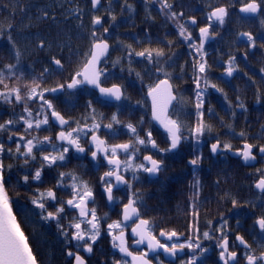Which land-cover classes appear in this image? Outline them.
<instances>
[{
	"label": "trees",
	"instance_id": "16d2710c",
	"mask_svg": "<svg viewBox=\"0 0 264 264\" xmlns=\"http://www.w3.org/2000/svg\"><path fill=\"white\" fill-rule=\"evenodd\" d=\"M245 2L247 0H169L173 5L172 11L184 13L182 18L174 20L166 15L167 10H160L158 0H111L110 3L109 0H103L97 11L92 9L90 0H0V70L3 71L5 83L9 88L18 87L23 96H26L34 80L40 83L41 88L67 85L72 76L82 68L87 58L86 53L92 45L91 33L96 30L112 47L109 58L103 62L102 82L137 84L127 88L126 94L134 104L130 113L139 135L145 128L151 127L153 138L159 140L160 144L165 137L151 120L146 98V85L152 86L160 77L165 76L171 79L179 96V102L171 117L181 125L184 137L195 138L191 130L198 122L196 93L200 91L205 101L201 109L203 121L210 126V130L206 129L200 137H237L258 144L259 128L255 108L252 110L249 104L247 109H238L239 104L253 98L250 92L245 91L242 85L244 81L239 75L246 73V59L257 58V55H251L250 49H246L244 43L247 39L240 37V33L250 32L256 43L264 42V7L255 14H245L240 12ZM126 4L132 6L131 11ZM222 6L227 8L228 15L222 25L217 21L211 22L210 37L204 42L202 50L206 72L200 73L198 67L199 62H202L201 54L192 45L199 47V29L210 23L207 19L209 13ZM109 13L116 17L115 21ZM94 16L102 18L103 27L97 25L93 28L91 21ZM192 17L197 21L194 25L190 22ZM179 24H184L191 32V40L186 41L179 35ZM104 28H108V33L103 32ZM41 41L43 48L39 46ZM145 49H158L163 55L153 62L135 55L131 58L128 56L129 51L140 52ZM246 50L250 52L248 56L244 54ZM16 52L20 54L18 61ZM53 57L61 61L62 67L52 62ZM231 57H235L233 72L236 76L223 78L221 76L227 74L226 69ZM130 59H145L147 62L127 61ZM253 63L256 64L255 61ZM7 64L16 65L11 73L5 68ZM149 66L151 70L148 71L145 67ZM45 69H48L47 73H44ZM41 73L44 75L41 76ZM137 73H143V78H138ZM198 77L199 89L196 86ZM233 83H236L238 88L232 86ZM213 84L216 88L211 87ZM4 91L6 89L0 85V92ZM45 99L50 100L56 111L70 120V125H76V121L80 124H92L94 108L96 123L101 124V127L113 123L114 127L111 118L115 105L101 100L97 92L88 87H77L73 90L65 87L56 94L46 92ZM89 101L92 102L91 108L88 107ZM25 103L33 112L30 119L43 118L42 114L37 116L42 103L39 98L25 99L17 104L13 96L11 104L0 98V123L8 119H18L21 115L29 118L23 111ZM124 112L121 115L125 118L127 114ZM54 127L50 119L49 125L40 129L33 127L25 132L26 125L20 121L9 126V132L0 133V142L5 144V148H12L14 152L19 139L14 135L8 142L9 134H23L27 139H43L45 136L49 137ZM108 131L113 137V130L105 129V135ZM242 132L243 137L240 135ZM19 142L21 145L24 143ZM34 154L36 155V149ZM0 159L5 165V187L13 213L28 238L38 264H70L64 250L66 238L58 229L57 222L40 220L39 208L31 202L39 195V189L44 191L48 187L36 184V180L31 179L36 170V160H30L25 165L24 157L8 152L0 156ZM9 164L12 165L10 170L7 168ZM25 175L29 176L28 183L23 180ZM57 194L60 196L58 191ZM62 224L66 227L64 221Z\"/></svg>",
	"mask_w": 264,
	"mask_h": 264
},
{
	"label": "snow or ice",
	"instance_id": "6c2138e0",
	"mask_svg": "<svg viewBox=\"0 0 264 264\" xmlns=\"http://www.w3.org/2000/svg\"><path fill=\"white\" fill-rule=\"evenodd\" d=\"M111 0H109V3ZM160 4V10L166 11V15L171 19L182 18L184 13H177L172 11L173 5L169 3V0H158ZM101 5V0H91L92 9H98ZM126 7L131 11L132 6L126 4ZM264 7V0H247L240 8V12L255 14ZM46 16L47 13H44ZM109 15H111L109 13ZM228 15V10L226 7L214 8L208 15L207 19L210 22L207 26L201 27L199 29L200 34V44L196 47L195 44L192 45L198 53L201 54V61L199 62L198 71L200 73L206 72V61H203V46L204 42L210 37V28L212 27V21H217L219 24H223L225 17ZM111 19L115 21L116 17L111 15ZM93 28L97 25L103 27L102 18L100 16H94L92 18ZM191 24H196L197 21L194 17L190 18ZM11 27V25H9ZM179 35L183 37L186 41L192 39L191 32L188 31L184 24H179ZM108 28H104L103 32L108 33ZM92 45L88 53H86V59L83 62L82 68L78 70L71 78V81L64 84H58L54 88H41L38 81H33V85L29 87L26 96L21 95L20 89L18 87L9 88V85L5 83V75L2 70H0V85H3L6 91L0 92V98L3 99L5 103L11 104L12 98L14 96L15 102L20 104L22 101L33 100L39 98L42 103L39 108L40 111L37 112V116L43 115L42 119H30L33 116L32 109L24 104L23 111L27 113V117L21 115L18 119H8L0 123V133L9 132V126L16 125L20 121L26 125L25 132L29 129L35 127L40 129L42 126L49 125L50 117L57 121L62 130L57 134L56 140L61 141L59 146L52 142L51 138L48 136L39 139L38 137H32L27 139L25 135L19 134V141H24L23 145L18 141L16 143L15 151L12 148H5V144L0 142V156L5 152L11 155H17L24 157V164L27 165L30 160L35 161L37 159L34 154V149L38 146L46 151V146L51 145L55 154H45L41 156V166L37 168L34 174L31 176L32 180L40 181L42 176V171L44 167L51 168L58 162H63L66 159V154L69 153L70 149H75L78 153H84L86 149L81 144V134L83 133L87 136L91 134V139L88 141L94 150H91L92 160H97L98 156H103L104 160L107 162L108 170L104 172L103 176L100 177L101 184L104 186V193L107 196L109 203L114 202L113 189L121 185H126L131 188L129 180L125 178V173L131 171L133 173V179H138L135 175L137 172H145L150 175H155L162 170L163 160L153 158V155H144L143 160L136 163L138 154L141 151L139 146H144L147 148L151 146L152 149H157L160 153H167L177 149L184 139L181 133V125L177 120L172 119L168 115L169 105L172 103L176 97L172 94V86L168 83V80H161L154 86H149L147 95L152 100V116L153 119L158 121L168 133L170 140L169 146L167 148H160L155 139L152 137V132L148 131L145 133L144 137H141L137 132L136 127L132 124L126 125L129 132L134 137V142L108 144L105 139H102L97 133L101 128V124L95 122V109H92V120L93 123L89 127L87 124L81 126L79 121H76V127L70 130H63V127L69 125V121L61 115L60 112L56 111L53 103L50 100L45 99L46 92H57L58 90L64 89H75L81 85H91L99 90L102 97H113L115 100H121L123 92L121 86L113 84L111 87L102 86L101 76L104 75L103 70L99 68V63L103 57L108 54L109 43L103 38V35H98L96 30L91 33ZM240 37L246 38L251 47L256 46L255 37L250 32L240 33ZM11 41V36L8 37ZM41 48L44 47L41 41ZM131 48V46H128ZM19 52H16L17 61L19 60ZM133 55L138 57H143L149 62L157 60L158 57L163 55L161 50H149L134 52L129 51L128 56L131 58ZM235 57L229 59V66L226 69L228 76H232L234 69L233 61ZM55 65L62 67L61 61L53 57L52 61ZM119 62V61H117ZM16 65L7 64L5 68L9 70L14 69ZM162 71V69H158ZM264 71V69H262ZM48 69L44 70L47 73ZM41 73V76L44 75ZM139 73L137 76L139 77ZM199 77L196 80V86L199 89ZM205 84H207V79L205 78ZM211 87L216 88V85H211ZM222 91V89H217ZM197 115L198 122L194 129L191 130L192 135L199 141V137L202 136L206 129L210 130V126L205 124L203 121V112L201 111L203 107L202 93L197 91ZM259 102V97H258ZM88 107H92V102H88ZM238 107L244 108L243 103L239 104ZM211 111V109L209 110ZM112 122L119 124L120 121L115 114L112 116ZM105 129L113 130V123H108L103 125ZM87 129V131H86ZM17 133H11L8 135V140L11 141L13 136ZM243 137L244 133H240ZM256 147L253 144L245 142L240 149L235 150V154L240 156L245 162L254 160L256 157L253 154V148ZM221 150L232 151V145L230 143H221L217 140L216 143L211 144L210 151L213 154L220 152ZM259 152L264 154V146H259ZM123 154L124 158L121 159ZM201 157L197 156L189 160V164L194 168L198 166ZM12 165H8L7 168L10 170ZM260 171V170H258ZM5 165L3 160L0 159V264H38L36 256L29 245L28 238L25 236L24 232L21 230L20 225L16 220V216L13 214L12 204L10 202L8 191L5 187L6 181L4 178ZM60 180L57 182L56 187L70 188L71 198L65 200H58L56 192L52 189H48L44 192H40L38 196L32 199V204L37 208L41 209V216L44 220H55L57 222L58 229L65 236L66 241L71 244L75 242V247L77 251H72L69 249L67 251V256L74 259V264H87L83 256L80 255L79 249L84 252L91 254L93 252V246L96 244L97 240L101 236V220L104 217L97 215L95 207L89 208V204H95V198L93 191L87 182L78 180V178L72 173H59ZM70 176L73 183L70 185L64 184V177ZM25 183L29 182V176H23ZM199 181H197V184ZM254 187L261 193H264V174L260 175L259 179L255 182ZM135 193L128 197V202L123 205L122 209V219L113 221L107 225L108 235L112 238V247L118 249L126 257H131V264H151L148 259L149 252H156L158 249H162L165 253L172 257H176L178 253L188 249L192 255L186 260L182 261V264H198L200 257L207 251V249L202 247V241L200 240L199 229L193 226L192 231L195 235H189L185 242L171 243L161 242V237L165 238L166 241H173L174 238L178 240V233L175 230L159 232V237L154 233L152 228V222L147 219L141 218V213L139 207L137 206L139 201L135 197ZM55 202L51 206L55 208V211H48L46 206V201ZM233 206H237V201L233 199ZM66 208L76 210L77 215L69 221L67 228L62 224L65 218ZM47 213L44 215V213ZM256 226H258L261 233H264V216L258 217L255 221ZM134 225V226H131ZM227 221L221 226L220 237L218 239L217 247L220 249L219 259L222 264H239L240 257H238L237 252L230 250L228 233L225 231ZM131 226V233L134 237L138 239L134 240L137 245L146 244L148 251L142 252L139 255L133 254L129 250L127 245V235L125 229ZM69 229L71 231H69ZM204 239H214L215 237L209 231L203 232ZM236 241L239 242V246H243L246 250L244 254L245 264H264V252L259 256L252 254L251 245L247 243L241 235H236ZM234 245L233 247H235ZM199 251V255H197ZM114 264H129L126 259L116 260ZM160 264H163L161 261Z\"/></svg>",
	"mask_w": 264,
	"mask_h": 264
},
{
	"label": "flooded vegetation",
	"instance_id": "af4514ba",
	"mask_svg": "<svg viewBox=\"0 0 264 264\" xmlns=\"http://www.w3.org/2000/svg\"><path fill=\"white\" fill-rule=\"evenodd\" d=\"M244 45L246 49H250L251 55H257L255 60L246 59V73L239 75V78L244 81L242 85L245 91L250 92L253 97L252 100L244 102V108L247 109V106L251 104V109L255 108L257 112L259 128L258 144L237 137H225L221 139H218L216 136L199 137V141H197L196 138L183 136L184 139H182L179 147L167 153H160L157 149H152L151 146L147 148L139 146L141 151L135 162H141L144 155H153V158L163 160L162 170L155 175L137 172L135 175L138 179H133L131 171L125 173V178L129 180L131 188L126 185H121L119 189L114 188V202L112 203L108 202L107 196L104 193V186L100 181V177L108 170V165L103 156H98L95 161L92 160L91 150L94 149L88 143L91 139L90 133L87 136L83 133L81 134V144L86 149L84 153H78L75 149H70L69 153L66 154L65 161L58 162L56 164L57 167H55L56 165L51 168L44 167L41 180L36 181V184L48 185L46 189L43 188L44 191L52 189L56 192L58 200L66 201L71 198L70 188L56 187L57 182L60 180L59 173L61 172L72 173L78 180L87 182L93 191L95 204L90 203L88 206L89 208L95 207L97 215L104 217V219L101 220V236L93 246V252L89 254L79 249L80 255L84 257L87 264H114V261L121 259H126L131 264V257L124 256L118 249L112 247V238L108 235L107 225L113 221L122 219L123 205L128 202V197L132 196L133 193L136 194L134 198H138L139 201L137 206L139 207L141 218L152 222L153 231L158 237L161 230H175L178 233V240L174 238L173 241H166L165 238L161 237V242L168 244L175 242L183 243L189 235H195L192 231L193 226L199 229L202 247L207 249V251L200 257L198 264H222V261L219 259L220 249L217 247V243L220 237L219 229H221L224 221H227L225 231L228 233L230 250L237 252L238 257H240L239 264H245L243 257L246 250L243 246H239V242L235 239L236 235L243 236L247 243L251 245L252 254L259 256L264 252V233H261L255 224L258 217L264 216V193H261L254 187L260 175L264 174V154L259 152V146H264V71H262L264 69V42L256 43L255 47H251L248 41H245ZM244 54L248 56L250 52L246 50ZM108 58L102 61L101 70H103V62ZM127 61L147 62L145 59H130ZM254 61L256 64L253 63ZM145 69L149 71L151 67H145ZM143 76V73H140L139 77H137L143 78ZM235 76L233 72L232 76L225 74L221 77L229 79ZM102 77L103 75L101 76V81ZM165 78L170 80L176 93L173 82L165 76L160 77L155 84ZM113 84L121 86L123 98L119 101L107 102L115 105L114 114L120 123H114L113 137H111L109 131L105 135L103 127L100 128L97 135L105 139L108 144L134 142L133 135L126 127L128 124L136 126L132 121L130 113L134 104L131 102L129 95L126 94V90L137 84L132 82L125 85L120 83ZM113 84H104L102 82V85L105 87H110ZM232 86L238 88L236 83H233ZM79 87L87 86L81 85ZM146 87V98L151 116V105L147 96L149 87L147 85ZM57 92L52 93L56 94ZM176 95L177 100L172 105L170 117L173 109L179 102V96L177 93ZM203 103H205L204 100ZM123 111L127 114L125 118L121 115ZM68 121L69 125L63 130H70L76 127V125H70L69 119ZM53 125L55 127L51 130L49 137L53 143L59 146L61 143L56 140V136L62 129L55 124ZM83 125L85 124H81V126ZM88 126L90 127L91 124H88ZM148 131L152 132L151 127L145 128V131L140 136L144 137ZM162 132L165 134V137L161 144L159 140L155 139V141L160 148H167L170 143L168 133ZM37 133L38 131H36ZM217 140L222 144L230 143L233 150H221L213 154L210 151L211 144L216 143ZM8 142L10 141L8 140ZM245 142L256 146L253 148V154L256 158L252 163L245 162L240 156L235 154V150L242 148ZM45 154H55L51 145L46 146V151L38 147L36 148V169L41 166L40 158ZM197 156H200L201 159L198 166L194 168L188 162ZM123 158L122 154L121 159ZM197 181H199L198 184ZM72 183L73 181L70 176L64 177L65 185ZM44 191L39 189V193ZM57 191L60 196L57 194ZM233 199L237 201L236 207L233 206ZM54 203L50 200L46 201L48 211H55V208L51 206ZM46 214L45 212L44 215ZM76 215V210L66 208L63 220L65 228H67L69 221ZM39 218L43 220L41 209H39ZM45 221L51 222L55 220ZM131 226L125 229L129 250L135 255L148 251L146 244L137 245L134 243V240L138 238L132 235ZM69 231L71 230L69 229ZM205 231H209L215 238L204 239L202 234ZM234 245L236 246L233 247ZM64 246L65 255L69 259L70 264H73L74 259L67 256V251L69 249L74 252L77 251L75 242L73 241L69 244L66 241L64 242ZM191 255L192 253L188 249L178 253L176 257H172L162 249H158L156 252H149L148 259L151 261V264H160L161 261L163 264H182V261H186ZM197 255H199V251H197Z\"/></svg>",
	"mask_w": 264,
	"mask_h": 264
},
{
	"label": "water",
	"instance_id": "95a60500",
	"mask_svg": "<svg viewBox=\"0 0 264 264\" xmlns=\"http://www.w3.org/2000/svg\"><path fill=\"white\" fill-rule=\"evenodd\" d=\"M90 1H91V0H90ZM101 4H102V0H101ZM100 6H101V5H100ZM100 6H98V9L100 8ZM98 9H93V10H94V11H97ZM199 36H200V34H199ZM108 43H109V42H108ZM109 45H110V43H109ZM110 51H111V45H110V47H109L108 54H107L105 57H103V58L101 59L99 65H98L99 68H100V66H101L102 61H103L104 59H106V58L109 56ZM165 79H166V78H165ZM165 79H162V80H165ZM166 80H168V79H166ZM160 81H161V80H160ZM158 83H159V82H158ZM168 83L172 86L170 80H168ZM85 86H88V87H90V88L96 90L97 93H98V95H99V97H100L101 99L105 100V101H111V102L117 101V100H115L113 97H102V96L100 95V93H99V90H98L97 88L91 86V85H85ZM102 86H103V85H102ZM104 87H105V86H104ZM110 87H111V86H110ZM172 94L176 97V99L173 100L172 103L169 105V108H168V115H170V111H171L172 105H173V104L176 102V100H177V95H176V93H175L174 90H173V86H172ZM147 96H148V95H147ZM122 98H123V96H122ZM122 98H121V99H122ZM148 99H149V101H150V105H151V116H152V100H151V98H150L149 96H148ZM61 115H62V114H61ZM64 118H65V117H64ZM65 119H66V118H65ZM51 120H52V122H53L55 125H57L58 127H60V128L62 129L61 125H60L57 121H55V120L52 119V118H51ZM66 120H67V119H66ZM152 120H153L154 124L156 125V127H157L158 129H160L161 131H165V132H167V131L164 129V127H163L158 121H156V120L153 119V116H152ZM66 127H67V125L64 126L63 129L66 128ZM16 137H18V136H16ZM57 141H58V140H57ZM58 142H59V143H63V142H61V141H58ZM252 162H254V160H250V161H248V163H252ZM70 258H72V257H70ZM73 264H74V262H73Z\"/></svg>",
	"mask_w": 264,
	"mask_h": 264
},
{
	"label": "rangeland",
	"instance_id": "374dc122",
	"mask_svg": "<svg viewBox=\"0 0 264 264\" xmlns=\"http://www.w3.org/2000/svg\"><path fill=\"white\" fill-rule=\"evenodd\" d=\"M14 214V213H13Z\"/></svg>",
	"mask_w": 264,
	"mask_h": 264
}]
</instances>
